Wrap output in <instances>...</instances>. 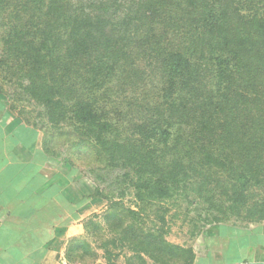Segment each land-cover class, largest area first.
Segmentation results:
<instances>
[{
	"label": "trees",
	"instance_id": "16d2710c",
	"mask_svg": "<svg viewBox=\"0 0 264 264\" xmlns=\"http://www.w3.org/2000/svg\"><path fill=\"white\" fill-rule=\"evenodd\" d=\"M3 13L0 72L119 172V196L96 188L90 198L126 210L107 217L136 250L166 252L165 216L147 228L145 213L190 194L208 224L264 221V0H0ZM117 82L153 95L128 104L140 115L124 137L109 112ZM130 188L139 210L123 206ZM85 245L70 241L68 264Z\"/></svg>",
	"mask_w": 264,
	"mask_h": 264
},
{
	"label": "rangeland",
	"instance_id": "374dc122",
	"mask_svg": "<svg viewBox=\"0 0 264 264\" xmlns=\"http://www.w3.org/2000/svg\"><path fill=\"white\" fill-rule=\"evenodd\" d=\"M7 13L0 15V57L5 52L4 37L9 26ZM0 104L4 105L7 114L20 118L27 124L28 129L35 128L37 138L41 142L44 150V138L51 142L54 155L51 156V167L54 172L65 173L69 177L68 192L79 204L88 207V215L85 224L87 225L86 245L74 252V261L81 264H187L189 253L185 250L196 252L203 251V237L213 234H231V236H242L247 233L252 223L243 219L232 217L222 223L208 224L205 219L207 211L206 205L195 195L180 197L178 201H170L166 204H157L148 207L146 215L147 228L158 226L159 216H165L167 233L165 239L170 243V247L165 249V253L156 257L140 253L135 249V245L140 248L138 241L134 242L123 239L120 230L114 231L118 221L114 218V212L126 213V210L110 208L107 200L100 198H90L96 188L105 192H114L119 196L120 189L116 182L119 172L112 169H105L104 163L100 161L93 149V145L83 139L75 127L69 125L68 121L62 123L50 122L46 110L37 104L33 99L22 94L16 77L10 75L3 67L0 72ZM153 97L150 91L145 92L144 87L137 86L136 92L131 90H121L120 83H116L115 93L111 98L113 105L109 107L110 116L116 126L120 129V134L124 137L130 135L133 125L130 121L138 120L139 113L137 107L128 105L129 103L139 104L144 99ZM123 187H125L123 185ZM117 198V197H116ZM139 202L133 188L128 189L123 200L124 208L139 210ZM125 218L128 219L127 215ZM126 219V220H127ZM115 225H111L110 222ZM91 222V224H90ZM126 223H130L126 221ZM180 256L172 257L173 253ZM80 258V260H78Z\"/></svg>",
	"mask_w": 264,
	"mask_h": 264
},
{
	"label": "crops",
	"instance_id": "0c3cea01",
	"mask_svg": "<svg viewBox=\"0 0 264 264\" xmlns=\"http://www.w3.org/2000/svg\"><path fill=\"white\" fill-rule=\"evenodd\" d=\"M36 131L0 104V264H68L70 241L86 238L88 207L52 170ZM203 240L193 264H264V221Z\"/></svg>",
	"mask_w": 264,
	"mask_h": 264
}]
</instances>
